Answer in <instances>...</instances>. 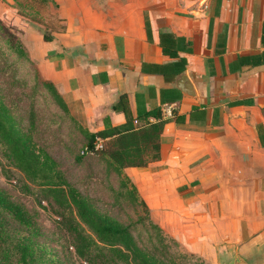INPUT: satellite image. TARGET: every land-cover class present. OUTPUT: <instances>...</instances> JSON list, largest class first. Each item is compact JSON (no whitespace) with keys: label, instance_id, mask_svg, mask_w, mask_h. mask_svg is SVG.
Instances as JSON below:
<instances>
[{"label":"crops","instance_id":"crops-1","mask_svg":"<svg viewBox=\"0 0 264 264\" xmlns=\"http://www.w3.org/2000/svg\"><path fill=\"white\" fill-rule=\"evenodd\" d=\"M0 19L50 37L42 73L88 131L125 122L121 93L134 117L160 107V158L125 168L151 217L205 258L264 264V0H0Z\"/></svg>","mask_w":264,"mask_h":264},{"label":"rangeland","instance_id":"rangeland-1","mask_svg":"<svg viewBox=\"0 0 264 264\" xmlns=\"http://www.w3.org/2000/svg\"><path fill=\"white\" fill-rule=\"evenodd\" d=\"M34 7L39 9L38 4ZM40 14L41 20L36 14L34 21L44 22V15ZM2 23L0 19V103L8 109L14 129L34 150L46 155L53 167L30 177L17 164L0 133V193L28 213L35 233L32 240L46 244L48 252L58 258H66V264H84L72 247L65 246L71 241L67 227L74 216L72 206L63 203L58 193L45 197L41 190L42 184L47 183L48 187H60L68 195L86 199L99 213L128 226L138 247L164 264H226L227 260L192 252L163 229L150 212L146 216L137 190L135 196L129 193L133 184L125 169L116 174L100 156L83 153L87 139L82 121L54 100L44 82L40 67L42 36ZM40 29L44 31L43 27ZM16 42L25 49L29 61L20 59L10 49ZM48 175L51 176L44 177ZM0 219L6 229L0 237V264H9L15 262L10 246L21 229L2 206Z\"/></svg>","mask_w":264,"mask_h":264},{"label":"trees","instance_id":"trees-1","mask_svg":"<svg viewBox=\"0 0 264 264\" xmlns=\"http://www.w3.org/2000/svg\"><path fill=\"white\" fill-rule=\"evenodd\" d=\"M3 24V23H2ZM4 28V25H2ZM146 32L150 33L146 22ZM43 40L48 41L50 37L43 35ZM176 38L171 33H160V44L164 54L173 59L169 71L178 73L185 69L186 60L179 57L173 50L176 46ZM10 49L19 57L29 61L25 49L16 42ZM50 87L52 97L64 109H68L62 96L56 87L44 80ZM112 109L124 114L125 122L114 126L108 117L104 118V129L90 132L82 129L87 143L85 148L93 151L91 155L103 158L108 166L116 174L128 167H145L148 163L160 158V135L165 120L162 118L160 107H154L134 117L130 111L126 93H121ZM149 118H153L151 121ZM142 119L141 125H135L134 120ZM0 133L4 135L7 144L14 153L17 164L31 177L38 172L47 169L53 170L50 159L38 150H34L16 129L8 118V109L0 103ZM102 141V149L95 150L96 141ZM85 155H89L84 153ZM34 171V172H33ZM50 174V173H49ZM51 175L44 176L50 177ZM123 185H126L124 182ZM41 193L47 197L49 194L58 193L63 203L72 206L73 220L67 227L70 240L65 246L72 247L75 255L84 264H164L153 255L141 250L132 238L131 230L111 217L101 214L84 198L66 194L60 187L42 184ZM135 196L136 189L133 185L129 191ZM47 200V198H45ZM44 199H40L42 201ZM140 204L147 216L149 208L141 199ZM0 206L17 221L21 233L13 240L10 247L14 251L15 262L9 264H66V258H58L48 252V246L38 241H33V231L30 227L31 219L28 213L19 205L11 202L0 193ZM77 222H74L75 220ZM26 232L25 234H22ZM6 233L3 219H0V237ZM8 254V253H5Z\"/></svg>","mask_w":264,"mask_h":264},{"label":"water","instance_id":"water-1","mask_svg":"<svg viewBox=\"0 0 264 264\" xmlns=\"http://www.w3.org/2000/svg\"><path fill=\"white\" fill-rule=\"evenodd\" d=\"M185 80V83L183 82ZM181 81V84L179 83ZM175 85L178 89L182 91L183 94L187 96H193L194 94V87L191 84V82L188 80L186 73L183 71L177 76V79L175 81ZM230 264H246L242 259L236 257L233 259Z\"/></svg>","mask_w":264,"mask_h":264},{"label":"built area","instance_id":"built-area-1","mask_svg":"<svg viewBox=\"0 0 264 264\" xmlns=\"http://www.w3.org/2000/svg\"><path fill=\"white\" fill-rule=\"evenodd\" d=\"M102 147H103V145H102V141H101L100 139H98V140L96 141V143H95L94 149H95V150H100V149H102ZM93 151H94V150L90 151V150H88L87 148H84L83 153L91 154V153H93Z\"/></svg>","mask_w":264,"mask_h":264}]
</instances>
